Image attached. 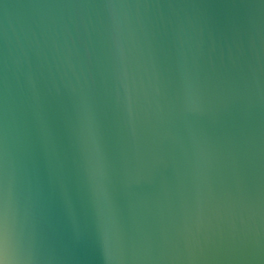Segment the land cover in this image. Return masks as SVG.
I'll list each match as a JSON object with an SVG mask.
<instances>
[{
	"label": "water",
	"instance_id": "95a60500",
	"mask_svg": "<svg viewBox=\"0 0 264 264\" xmlns=\"http://www.w3.org/2000/svg\"><path fill=\"white\" fill-rule=\"evenodd\" d=\"M0 264H264V0H0Z\"/></svg>",
	"mask_w": 264,
	"mask_h": 264
}]
</instances>
